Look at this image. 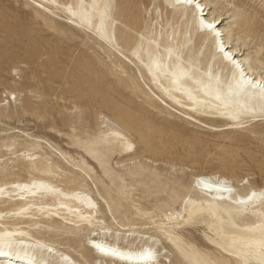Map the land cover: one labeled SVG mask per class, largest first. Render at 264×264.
Segmentation results:
<instances>
[{
	"label": "bare ground",
	"instance_id": "1",
	"mask_svg": "<svg viewBox=\"0 0 264 264\" xmlns=\"http://www.w3.org/2000/svg\"><path fill=\"white\" fill-rule=\"evenodd\" d=\"M27 1L38 6L34 9L39 13L64 17L89 32L114 67L133 81L135 88L142 90L150 102L158 100L163 104V112L165 106L170 107L216 132H231L264 119V33L258 14L249 10L252 8L247 9L243 2L150 0L152 15L143 25L142 14L133 13L132 18H128L130 14L125 15L129 11L128 5L114 11L118 6L114 4L115 0ZM141 4L136 0L134 5L139 7ZM164 10L168 15L165 25L160 21ZM130 22H137V28ZM208 24L214 28H208ZM132 31L137 38L130 45ZM139 79L149 91L136 83ZM188 109L214 119H203ZM172 114L168 110V116ZM100 116L104 129L80 147L98 162L111 183H114L112 173L125 181L124 171H116L110 165V158L113 153L120 152L128 157L121 160L123 163L140 155L135 156V142L128 134L130 121L125 116L114 119L101 112ZM1 130L0 135L3 134ZM18 132L20 130L14 129L10 136L5 134L9 140L4 144L5 150L15 158L0 163V264H97L98 259L101 264H150L154 259L161 264L156 248L159 240L164 241L167 252L179 255L188 264H264V181L257 185L249 179L244 185L241 184L244 178L239 179L237 175L228 177L213 173L193 175L194 180L188 185L174 172L169 176L155 167L137 163L128 166L129 174L150 179L148 191L155 189L157 203L151 208L137 200L116 205L115 210L122 217L130 213L132 221L127 222L119 221L109 204L112 217L120 225L113 233L122 235L123 240L132 237V241L124 245L115 240L116 235L109 240L105 232L94 237L88 234L85 236L88 242L91 241L98 250L95 252L98 256L91 257L95 250L86 243L83 245V231H109L114 222L107 224L110 221L106 223L98 215L101 212L98 202L81 181L80 172L86 171L85 164L69 160L68 154L46 142L47 139L44 141L34 133L19 136ZM143 139L149 142L148 138ZM42 142L56 153L60 151L58 154L67 158L73 167L64 169L59 162H49L51 153L41 154L46 148ZM79 142L74 140L72 144L76 146ZM23 144L26 146L21 154H17L20 151L17 145ZM21 167L28 175L21 174ZM235 189L240 191L237 196L232 194ZM181 223H201L204 231L207 228L214 234L205 232L216 246L189 237L184 232L187 230L179 225ZM138 238L145 239V243L131 246Z\"/></svg>",
	"mask_w": 264,
	"mask_h": 264
},
{
	"label": "rangeland",
	"instance_id": "2",
	"mask_svg": "<svg viewBox=\"0 0 264 264\" xmlns=\"http://www.w3.org/2000/svg\"><path fill=\"white\" fill-rule=\"evenodd\" d=\"M23 1L0 0V130L2 129L1 133H3L0 135V163L15 158V155L10 154V151L5 150L6 146L4 144L9 141L8 136L5 134L10 136L14 129H18L21 133L18 132L16 134L19 136L34 133L33 135L40 137L44 141L47 139L46 142L68 154L69 160H74L73 162L81 165L85 164L84 168L86 171L80 172L81 181L86 185V189L90 188L89 190L97 200L101 209L98 215L103 217L106 223L110 221L107 224L111 222L113 224L114 222L112 229L109 231L98 230L97 232L96 230V232L86 231L85 233L83 231V245L86 243L95 250V255L92 254L91 257L98 256L95 253L98 250L94 249L91 241L88 242L86 237L90 234L94 237L99 233L104 235L102 233L105 232L109 240H113L115 237L118 243L123 242L122 244L124 245L132 241V237H127L123 240L121 238L122 235L113 233L115 228L120 227L112 217L113 212L119 221L123 219L121 222L132 221L130 213H127L129 217L119 215L116 212L117 210H115L116 205L123 202V204L127 205L130 201L137 200L136 202L151 208L153 204L157 203L156 197L158 194L155 193V189L151 188L148 191L150 179H143V177H139L140 175L132 176L129 174L128 166H133L134 163L155 167L169 176L175 173L177 177H181L188 185L192 184L196 174L213 173H217V176L225 174L228 177L231 174L233 176L237 175L239 179L244 178L243 182H241L244 185L248 184L249 179L251 182L257 183V185L263 184L264 119L256 120L245 127L233 129L231 132H216L208 126L184 117L170 107L165 106L164 109H166L163 112V104L158 100L157 102H150L142 90L135 88L133 81L128 78L126 73L114 67L105 50L91 38L89 32L68 22L64 17H57L49 13H39L34 9L39 8L38 6L27 0ZM135 1L115 0L114 4H118V6L114 8V11L121 9V6L128 5L129 11L125 15L130 14L128 18H132L131 14L133 13L142 14L141 23L144 25L151 18L153 5H150V0H140L142 4L137 7L134 5ZM220 1L223 2L225 0ZM238 2H243L247 9L252 8L249 10L258 14V18L261 21L260 29L264 33V0H235V4ZM147 5L150 6L148 7ZM167 17L166 10L162 11L160 21L164 25ZM136 23L130 22V25L137 28ZM141 30L143 31V29ZM131 35L130 45L134 44L137 38L133 31ZM126 53L130 54L127 50ZM136 83L149 91L140 79L139 82L136 80ZM153 88L160 93L154 86ZM9 91L12 93L10 94ZM106 102H109V105ZM168 110L173 113L172 116H168ZM188 111L196 114L193 110L188 109ZM100 112L114 119L125 116L130 121V132L128 134L129 137L132 136L130 137L132 142H135V156L140 154L139 156L143 158L137 156L135 160L121 163L124 157L126 159L128 157L120 152L113 153L110 158V165L116 171H121L122 173L124 171L125 181L120 179L116 173H112L114 183H111L109 177L105 174L103 175L101 167L97 165L98 162L86 155V152L80 147L85 141L87 142L97 137L101 130L104 129L102 128L104 125L101 122L103 119L100 116ZM196 115L203 119H214L208 115ZM98 125L102 126L99 127ZM222 132L225 135H222ZM214 134H217V136ZM143 138H148L149 142L142 141L144 140ZM74 140H80L81 142L75 146V144H72ZM42 144L46 148L41 150V154L51 153L49 162H59L61 165L63 164L62 167L64 169L73 167V164L70 161L68 162L67 158L58 154L60 151L56 153L48 144L44 142ZM24 146L26 145H17V149H20L17 154H21ZM150 146H152V149ZM154 146L155 148H153ZM117 162L121 165L117 164ZM161 164L163 165L161 166ZM176 167L181 173H178L179 170ZM170 168L173 169L171 170ZM20 171L21 174L28 175V172L24 171L22 167ZM91 173L93 176H91ZM99 173H102V175H99ZM193 175L194 177H192ZM129 184L132 185L130 186ZM125 196L130 197L126 198ZM109 204L113 207V212L109 208ZM179 225L187 231L192 229L194 233L191 230L189 232L184 231L189 237H197L199 242L205 241L210 245L216 246L205 232L209 235L214 234L207 228L204 231V225L201 223L198 225L181 223ZM113 235L117 237H112ZM144 241L145 239H135L131 246H140L145 243ZM162 242L164 243L163 240H159L156 245L157 257L162 261L161 264H182L179 261L181 257L167 252L166 244ZM65 248L67 249L68 247ZM102 261L106 260L102 259ZM181 261L184 264H188L186 261ZM153 262L157 264L155 259ZM153 262L150 264H153ZM97 264H101L100 259L97 260ZM103 264L106 263L104 262Z\"/></svg>",
	"mask_w": 264,
	"mask_h": 264
},
{
	"label": "snow or ice",
	"instance_id": "3",
	"mask_svg": "<svg viewBox=\"0 0 264 264\" xmlns=\"http://www.w3.org/2000/svg\"><path fill=\"white\" fill-rule=\"evenodd\" d=\"M189 2H191V0H189ZM207 27H208V28H214V25H212V24H208Z\"/></svg>",
	"mask_w": 264,
	"mask_h": 264
}]
</instances>
